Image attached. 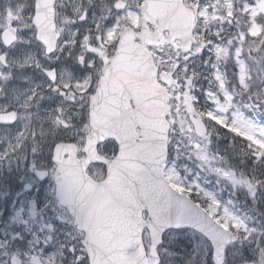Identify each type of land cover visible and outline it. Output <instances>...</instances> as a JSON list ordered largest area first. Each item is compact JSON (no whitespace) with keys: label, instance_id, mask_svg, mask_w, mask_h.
<instances>
[{"label":"snow or ice","instance_id":"snow-or-ice-1","mask_svg":"<svg viewBox=\"0 0 264 264\" xmlns=\"http://www.w3.org/2000/svg\"><path fill=\"white\" fill-rule=\"evenodd\" d=\"M0 264H264V0H0Z\"/></svg>","mask_w":264,"mask_h":264},{"label":"rangeland","instance_id":"rangeland-1","mask_svg":"<svg viewBox=\"0 0 264 264\" xmlns=\"http://www.w3.org/2000/svg\"><path fill=\"white\" fill-rule=\"evenodd\" d=\"M179 163H181V164H183V163H188L189 167H192L193 170H194V172L196 171V168H195V162H194V161L181 160V161H179ZM194 172H193V174H194ZM191 178H192V176L190 175V176H189V179H191ZM208 179L213 180V183H214V178H212V177H208ZM224 195L227 196V192H225Z\"/></svg>","mask_w":264,"mask_h":264}]
</instances>
